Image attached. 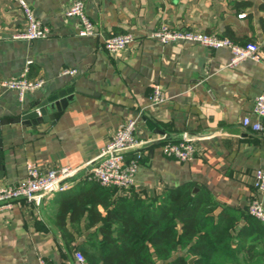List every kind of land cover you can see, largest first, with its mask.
Instances as JSON below:
<instances>
[{"label":"crops","instance_id":"0c3cea01","mask_svg":"<svg viewBox=\"0 0 264 264\" xmlns=\"http://www.w3.org/2000/svg\"><path fill=\"white\" fill-rule=\"evenodd\" d=\"M25 1L51 33L33 41L14 39L26 29V16L18 0H0V81L25 73L45 84L23 100L16 91L0 88L6 173L0 186L22 180L29 163L46 171L94 161L117 128L136 119L137 138L178 141L187 136L195 157L189 162L167 157L161 150L164 141L158 140L145 145L139 158L128 153L126 161L138 165L135 182L130 189H116L112 199L160 197L194 184L216 202L214 217L225 211L236 215L234 237L243 229L250 235L241 245L245 251L254 246L251 252L238 254L233 263L264 264V224L247 212L254 199L264 206V193L254 187L256 170H264V130L253 132L243 124L246 116L257 120L253 108L264 93V56L231 67L228 48L163 44L152 38L167 25L237 44L257 43L264 54V0H82L97 33L87 37L79 36L76 18L65 16L76 0ZM126 33L134 35L133 44L117 54L104 49L106 39ZM65 69L75 73L64 75ZM154 84L166 97L159 105L150 101ZM66 88H73V99L58 119L37 125L17 120ZM96 185L78 182L64 192L46 194L40 207L21 200L0 214V264H40V258L50 264H80L75 253L99 234L101 223L91 226L86 215L74 224L67 218L60 230L58 213L65 199ZM98 210L106 213L102 206ZM235 241L231 246L238 249Z\"/></svg>","mask_w":264,"mask_h":264},{"label":"trees","instance_id":"16d2710c","mask_svg":"<svg viewBox=\"0 0 264 264\" xmlns=\"http://www.w3.org/2000/svg\"><path fill=\"white\" fill-rule=\"evenodd\" d=\"M115 190L96 185L61 204L60 230L67 218L74 224L86 215L91 226L101 223L99 234H92L81 248L87 264H189L190 257L195 258L193 264H228L254 247L243 250L241 243L250 235L244 229L232 235L236 215L225 211L214 217L216 202L194 184L146 199L114 200ZM249 223L258 225L253 219ZM234 241L238 249L231 246Z\"/></svg>","mask_w":264,"mask_h":264},{"label":"built area","instance_id":"2783aa9c","mask_svg":"<svg viewBox=\"0 0 264 264\" xmlns=\"http://www.w3.org/2000/svg\"><path fill=\"white\" fill-rule=\"evenodd\" d=\"M27 19V27L24 31L12 35L14 39L37 40L50 36V29L44 25L33 13L31 7L25 0H18ZM65 16L76 18L81 26L79 36H96L94 23L86 12L85 3L76 0L66 9ZM152 38L163 44L177 42L198 43L203 46L218 49L228 48L232 57L231 67H236L243 61L252 60L260 62L263 59V52L257 43L239 45L227 38L208 35L201 32L189 30H177L162 25L153 34ZM135 41L131 33L114 35L104 41L103 47L110 54H117L127 48ZM75 70L65 69L64 75H73ZM25 73L20 77H12L0 81V88L14 90L20 100L25 95L37 89H41L45 82L43 80H29ZM153 92L150 101L153 105H159L166 100L163 89L160 85L152 86ZM253 114L257 117L253 121L250 116L243 119V124L253 132L264 130V93L257 96L253 108ZM138 121L131 119L117 128L110 141L107 143L101 154L94 161H88L81 166H62L55 169L43 171L35 164L27 165L26 176L10 185L0 186V214L12 210L19 201L24 200L27 204L40 207L44 197L48 193H61L68 190L78 182H96L104 188L130 189L135 182L138 165L135 160L126 161L128 153L134 152L139 158L141 149L155 140L164 141L162 153L179 162H189L195 157V148L185 136L178 141H167L165 136L153 139H139L136 137ZM254 187L264 193V170L258 169L254 175ZM248 214L264 224V206L259 200H252L247 207ZM75 257L80 264H87L83 254L76 252ZM40 264H50L45 259H39Z\"/></svg>","mask_w":264,"mask_h":264},{"label":"water","instance_id":"95a60500","mask_svg":"<svg viewBox=\"0 0 264 264\" xmlns=\"http://www.w3.org/2000/svg\"><path fill=\"white\" fill-rule=\"evenodd\" d=\"M73 88H66L60 89L54 93H52L49 97L45 98L42 101L37 102L33 107L32 110L25 113L17 119L19 122H24L27 124H41L47 123L50 121H54L58 119L62 112L68 106V103L73 99ZM146 124L152 128V124L147 121ZM3 150H2V140L0 139V180L5 176V166L3 164ZM128 159V158H126ZM194 257H191L188 260L189 264H193Z\"/></svg>","mask_w":264,"mask_h":264}]
</instances>
